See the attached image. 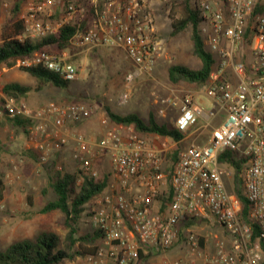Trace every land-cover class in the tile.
<instances>
[{
  "label": "built area",
  "instance_id": "obj_1",
  "mask_svg": "<svg viewBox=\"0 0 264 264\" xmlns=\"http://www.w3.org/2000/svg\"><path fill=\"white\" fill-rule=\"evenodd\" d=\"M221 1V8L216 0H197L196 6L205 47L215 59L204 94L224 117L211 127L208 139L179 149L170 172L168 156L183 140L148 138L133 126L109 125L108 119L102 118L106 129L93 142L69 129L94 115V109L85 104L50 102L32 109L15 97H4L1 103V114L32 120L28 143L40 164H48L56 153L71 146L75 165L84 175L98 179L96 160L108 161V186L88 215L94 230L102 235L97 253L88 257L91 264H134L144 250L167 252L179 242L186 247V258L172 264H261L263 260L264 0ZM93 4L91 19L85 22L86 8L70 0L28 2L20 15L25 25L20 39H42L72 25L77 31L71 44L120 49L137 73H151L160 50L153 14L141 0H104L101 5L94 0ZM56 9H61L63 16L54 25L44 17H52ZM68 53L37 52L19 60L17 67H43L72 83L80 72ZM127 98L128 94L123 95L119 104ZM162 103L179 108L173 124L185 135L191 130L201 133L200 121L216 118V113L207 112L191 93ZM227 152L243 161L248 220L240 200L226 184L232 171L220 157ZM170 189L167 204L159 200L168 197ZM194 221H215L229 234L230 248L218 242L207 256L201 238L193 231L186 229L182 239L181 227ZM251 224L261 230L256 242L251 239ZM202 258L205 263L196 261Z\"/></svg>",
  "mask_w": 264,
  "mask_h": 264
},
{
  "label": "rangeland",
  "instance_id": "obj_2",
  "mask_svg": "<svg viewBox=\"0 0 264 264\" xmlns=\"http://www.w3.org/2000/svg\"><path fill=\"white\" fill-rule=\"evenodd\" d=\"M16 1L0 0V43L2 28L11 18ZM38 1L40 0H24L22 12L27 8L28 2ZM182 1L141 0L145 10L154 16L157 28L156 37L160 44L156 63L151 73H137L131 60L120 49L91 48L71 44L69 49L62 52H69V60H74L72 63L79 69V79L71 83L67 92L47 85L41 91L30 93L21 100V103L27 104L32 109H38L50 102L58 104L82 103L89 106L95 111L92 118L79 125L69 126V129L72 133L84 134L93 142L99 140L106 129L101 123L102 118H107L109 125L116 124L110 120L106 107L121 115L135 113L145 120H148L149 115L153 113L158 123L173 124L179 114V108L162 103V100L182 99L186 94L191 93L195 100L202 99L204 101L203 106L208 112L217 113L218 108L211 106L207 101L208 98L204 94L205 85L196 86L186 82L175 84L169 79L168 71L173 65H183L192 69L201 67V62L193 55L191 30L187 29L176 36L171 35L173 21L181 19L183 16V7L180 5ZM196 2L197 0H192V3ZM216 2L221 8L222 1L216 0ZM62 16L61 9H56V13L52 17L44 18L55 25L62 19ZM15 81L32 88L37 86L36 79L21 71L19 67L0 66V104L3 103L4 97H7L3 93L5 84ZM125 94H128L127 100L123 104H119L120 98ZM221 119H213L211 126L219 125ZM140 134L148 138L158 136ZM203 139L202 136V139L197 141ZM188 143L180 144V149L186 147ZM70 147L56 153L57 157L54 159L62 167L63 172L75 173L79 168L71 158ZM25 150L33 151L25 134L15 132L9 125H6L3 114L0 113V181L5 188L3 196L0 197V250L7 249L16 241L34 240L44 232L56 233L61 240H64L67 234L66 217L62 212L40 213L47 202L56 198L55 193L51 190L44 194L49 177L54 173H50L46 166H41L24 154ZM95 164L99 171V178L109 172V164L106 159L96 160ZM231 171V178H226V184L230 191L234 188V173L233 170ZM81 181L80 177L77 180V185L81 184ZM97 198L93 199L86 207L87 210L80 222L79 236L92 234L95 231L90 223L88 213L95 206ZM185 229H190L201 237L206 244V247L203 248L204 255L210 256L214 251L211 249H216L218 242H223L228 249L231 246L229 234L215 221H202L196 225H189ZM183 249L187 254L186 247ZM203 258L200 259V263H205ZM62 264L91 263L88 257L78 256L74 260H66Z\"/></svg>",
  "mask_w": 264,
  "mask_h": 264
},
{
  "label": "trees",
  "instance_id": "obj_3",
  "mask_svg": "<svg viewBox=\"0 0 264 264\" xmlns=\"http://www.w3.org/2000/svg\"><path fill=\"white\" fill-rule=\"evenodd\" d=\"M94 0H70L76 4L83 5L86 8V21L91 19L94 10ZM99 5L104 0H98ZM24 0H17L12 9L11 18L2 28V41L0 43V66L7 68L17 67L19 60L31 58L35 53L41 51L59 53L71 47V41L76 34L77 28L72 25H64L56 34L49 35L42 39L31 40L20 37L25 34V25L20 19ZM183 16L181 19L174 20L172 23V36H176L183 31L190 29V39L193 46V55L201 62L199 69H192L183 65H173L169 68V79L172 83L186 82L196 86H204L209 81L213 66L215 63L214 56L207 51L203 36L200 31L201 16L192 0H183ZM74 62V60H71ZM19 69L28 73L36 79L37 86L32 88L17 82L7 83L4 86L3 93L7 97H15L18 102L25 99L33 91H41L45 86L50 85L65 92L70 88L71 82L61 78L59 75L50 72L43 67ZM71 100V99H69ZM71 102V101H70ZM110 120L116 124L133 126L137 132L152 136L158 135L163 138H169L174 142H180L185 138V134L179 131L174 124H160L157 122L155 115L151 113L148 120L143 119L140 115L131 113L121 115L113 112L106 107ZM0 111H3L0 104ZM5 124L9 125L15 132H22L29 137V130L33 125L32 120L23 117L10 118L3 114ZM180 146L168 156L169 172L176 162L177 152ZM24 154L40 164L37 153L31 150H25ZM55 156L46 166L50 173L48 186L44 194L50 190L55 193L56 198L40 210L41 214H47L55 211L62 212L65 217V226L67 234L64 240L53 232H44L36 239H25L12 243L7 249L0 250V264H62L66 260H74L78 256H92L97 253L101 242V233L94 231L92 234L79 236L80 222L87 210V205L93 199L101 195L107 188L109 174L104 173L98 179L90 178L78 169L75 173L63 172L57 169ZM220 162L225 163L233 170L234 188L233 191L242 204V214L248 219L250 204L243 194V161L238 160L236 154L227 152L221 155ZM81 177V184L77 185V180ZM5 188L0 181V197L3 196ZM172 196V191L167 196H160L166 204ZM165 199V200H164ZM165 204L163 209L165 210ZM90 215V213H88ZM192 222L181 227V238H184L185 228L189 227ZM252 225V242H256L260 236L261 230L258 225ZM260 248L263 253L264 264V241H260ZM142 255V254H141Z\"/></svg>",
  "mask_w": 264,
  "mask_h": 264
},
{
  "label": "crops",
  "instance_id": "obj_4",
  "mask_svg": "<svg viewBox=\"0 0 264 264\" xmlns=\"http://www.w3.org/2000/svg\"><path fill=\"white\" fill-rule=\"evenodd\" d=\"M15 82L19 83L18 81H15ZM207 101L211 104V101L209 99ZM197 103H200L203 106L204 101L202 99H200V100L197 101ZM206 111H207V109H206ZM223 117H224L223 114L216 113V118L215 119H217V118H220L221 119L222 118L221 119V121H222L223 120ZM211 121L209 120V122H207L205 120H201L200 123H199V125H198L199 128H202L201 129V133L196 134L198 132V131L196 132V130L195 131H193V130L189 131L185 135V138L183 139V141L181 142V144H183L184 142H187L188 143V141H189V143H188V145H189L191 143L196 142L197 140L202 139V136H203L204 139L201 140V141H199V142H203L205 139H208L209 134H210V131H211V127H212L211 126ZM55 157H57V154L55 155ZM200 222L201 221H194V222H192L191 225H193V224L196 225V224H199ZM182 227H184V226H182ZM201 244H202V247L203 248L206 247V244L202 241V239H201ZM183 248H185L184 243L179 242L171 250H169L167 252H153L152 250H144L141 253L142 254L141 255V260L138 261V262H136V263H134V264H172L174 261H176L178 259L186 258L185 251H184ZM211 250H214L215 251L214 248H212ZM196 261L199 262L200 259H198Z\"/></svg>",
  "mask_w": 264,
  "mask_h": 264
}]
</instances>
